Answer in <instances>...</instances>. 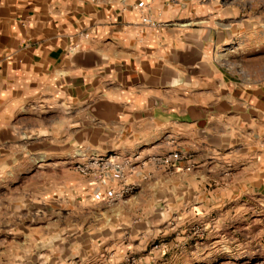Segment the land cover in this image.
<instances>
[{
    "label": "crops",
    "instance_id": "crops-1",
    "mask_svg": "<svg viewBox=\"0 0 264 264\" xmlns=\"http://www.w3.org/2000/svg\"><path fill=\"white\" fill-rule=\"evenodd\" d=\"M220 1L0 0V181L44 159L68 183L73 148L127 156L135 191L120 202L138 210L167 180L213 178L231 156L262 180L261 15L240 18ZM42 130L47 138L34 139ZM53 131L61 139L48 138ZM170 147L189 157L158 167L153 156ZM79 174L78 195L101 205L122 187L114 174ZM10 191L29 197L21 204L30 212L37 206L31 184Z\"/></svg>",
    "mask_w": 264,
    "mask_h": 264
},
{
    "label": "rangeland",
    "instance_id": "rangeland-1",
    "mask_svg": "<svg viewBox=\"0 0 264 264\" xmlns=\"http://www.w3.org/2000/svg\"><path fill=\"white\" fill-rule=\"evenodd\" d=\"M220 4L239 11L240 18L261 15L264 42V0ZM245 55L253 58L254 52ZM46 135L42 130L32 137ZM48 138L59 140L61 132H48ZM171 147L165 154L176 149ZM178 149L189 157L188 150ZM94 152L71 149L68 183L44 159L31 168L23 165L18 180L0 181V264H264V178H252L253 165L231 156L213 178L167 180L166 190L151 197L150 209L138 210V204L120 202L127 203L135 191L124 192L121 180L120 190L102 199L108 198L106 204L78 195L84 180L72 161ZM26 183L39 192L31 212L21 204L29 197L10 191Z\"/></svg>",
    "mask_w": 264,
    "mask_h": 264
},
{
    "label": "built area",
    "instance_id": "built-area-1",
    "mask_svg": "<svg viewBox=\"0 0 264 264\" xmlns=\"http://www.w3.org/2000/svg\"><path fill=\"white\" fill-rule=\"evenodd\" d=\"M142 20L147 24L155 25V22L148 17H143ZM184 158L185 155L178 148L171 150L167 154L153 156L157 166L163 169L177 166ZM128 166H130V159L121 157L117 153L109 155L93 153L86 156L82 161L75 163V169L83 175L95 176L101 180L109 178L112 174L117 175L123 181L124 192H129L133 188V185L125 182L128 178L126 170Z\"/></svg>",
    "mask_w": 264,
    "mask_h": 264
}]
</instances>
